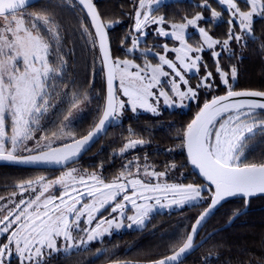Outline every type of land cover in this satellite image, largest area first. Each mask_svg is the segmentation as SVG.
I'll use <instances>...</instances> for the list:
<instances>
[{"label":"snow or ice","instance_id":"obj_1","mask_svg":"<svg viewBox=\"0 0 264 264\" xmlns=\"http://www.w3.org/2000/svg\"><path fill=\"white\" fill-rule=\"evenodd\" d=\"M76 2L90 20L89 24L81 17L80 37L93 50L98 45L100 71L107 87L99 122L79 138L70 127L72 109L81 102L77 92H72L70 109L55 130L49 133L41 124L55 107L54 97L69 95L64 83V28L56 13L50 8L29 11L35 7L32 0H0V162L67 169L55 179L40 176L21 180L13 186L19 193L14 190L8 197L0 196L4 201L0 203V264H13L14 259L18 264H50L54 253L70 256L89 250L91 242L110 234L113 228L143 227L155 210L197 207L207 202L191 230L171 245L169 254L147 262L182 264V257L207 242L196 245L194 239L221 202L239 197L246 207L250 198L264 196V154L258 161H248V152L254 150L257 138L264 142V91L235 90L236 66L226 68L220 63L224 52L232 53L233 42L241 44L245 37L255 38L253 24L255 18H264V0H216L229 16L224 39L200 26V22L208 24L222 18V12L209 0H202L198 7L210 11V17L197 12L191 18L182 17L180 22L153 15L163 6V0H135V22L121 45L131 39L126 53L140 51L143 65L113 57L108 30L120 21L105 23L93 0ZM67 3L76 6L73 0ZM150 25H157L153 30L156 36L178 42V46L169 47L166 42L140 50L141 41L146 43L150 35L146 31ZM190 27L200 37L194 44L188 42ZM156 47H162L163 53L155 52ZM206 51L214 59V71L203 59ZM169 53L175 54L174 59ZM149 56L158 58V63L153 64ZM165 66L170 71H165ZM201 68L204 72L198 82L190 84L187 74L197 75ZM61 84L63 89L58 90ZM221 88L224 94H215ZM117 91L127 100L118 98ZM201 91L211 94V98L199 106ZM88 99L85 93L84 100ZM161 99L166 108L187 107L185 101L199 106L179 138L188 163L206 183L167 182L169 170L175 165L156 171L148 164L147 156L143 164L138 157L128 160L110 181L95 172L69 167L106 127L122 119L125 110L135 114L143 109L160 115ZM129 135L135 133L129 129ZM146 143L143 139H128L118 154L123 157ZM125 221L129 223L125 225ZM248 264H264V258Z\"/></svg>","mask_w":264,"mask_h":264},{"label":"trees","instance_id":"obj_2","mask_svg":"<svg viewBox=\"0 0 264 264\" xmlns=\"http://www.w3.org/2000/svg\"><path fill=\"white\" fill-rule=\"evenodd\" d=\"M100 13L107 23L108 21H120L114 29H109L114 57L123 56L119 52L121 41L128 35L134 25L135 0H94ZM75 7L67 3V0H41L35 3V7L50 8L56 13V18L64 28V52L67 65L65 69L64 83L68 85L69 95L56 96L50 109L41 121L44 129L49 133L63 121L70 109L72 92H77L81 102H87L86 111L70 126L77 138L87 134L99 121L102 109L105 105L106 80L104 73L100 71V52L98 45L95 50L90 44L80 37V19L83 17L90 24L85 12L73 0ZM202 0H179L177 7L173 9L174 20L195 12H205L198 5ZM209 3L217 5L216 0ZM181 6V7H180ZM210 13V12H209ZM222 19L220 22L208 23L207 29L215 37L224 39L229 25ZM240 30L238 27L236 31ZM93 31V30H92ZM94 33V31H93ZM253 36L247 37L241 44H232V53L224 52L220 63L226 68L235 65L237 68V80L234 89H257L264 91V18L257 17L253 24ZM244 45V46H241ZM123 49V48H122ZM71 50V51H70ZM209 70H215V62L210 52H205ZM63 89V84L59 89ZM87 93L89 99L84 100ZM224 93L219 89L215 94ZM211 94L201 91L199 106L205 99H210ZM196 103H192L187 110L165 109L160 115L149 112L132 113L125 110L120 121L112 124L108 133L99 140L95 146L78 162L84 167L95 170L102 167L104 175L109 178L120 172L121 167L129 158L139 157L142 162L147 156V162L159 169L174 164L177 175L184 176L185 181L204 183L192 170L187 162L185 150L180 147V134L199 110ZM73 110V109H72ZM129 129L135 135H129ZM43 133H37V136ZM143 139L147 143L121 157L118 152L128 139ZM33 142L29 141V146ZM171 150V151H169ZM27 154V153H24ZM264 154V142L259 137L254 144V150L248 152V161H258ZM129 157V158H128ZM128 158V160H127ZM77 163V164H78ZM47 170L28 169L16 166H0V196L7 197L14 189V185L21 180L34 179L47 173ZM205 195H207L205 193ZM208 206L207 202L197 207H185L171 212H156L142 229L127 230L102 243L96 244L92 249L74 252L70 256L59 255L56 264H104L116 260L149 261L169 254V249L177 238L186 235L191 230L195 218ZM247 207V210H245ZM245 207V201L236 197L225 204L207 222L199 239L208 232L224 226L233 216L239 217L226 229L220 230L208 238L202 247L186 258L182 264H248V261H256L264 258V196L252 197ZM99 245V247H98ZM101 250L97 253V250ZM206 262L204 257H209ZM13 264L18 262L13 261Z\"/></svg>","mask_w":264,"mask_h":264},{"label":"rangeland","instance_id":"obj_3","mask_svg":"<svg viewBox=\"0 0 264 264\" xmlns=\"http://www.w3.org/2000/svg\"><path fill=\"white\" fill-rule=\"evenodd\" d=\"M178 1H179V0H163V6H161V7L158 9V11H155V12L153 13V15H156V16L163 15V16L166 17V19H167L169 22H180L182 17L180 16V18H179L178 20H174V19H173V17H174V13L172 12L173 9H176L177 7H179L178 5H176V2H178ZM181 1H182V0H181ZM135 6H136V2H135ZM240 6H241L244 10H247V7H246L242 2H241V4H240ZM180 7H181V6H180ZM212 7L215 8L217 11H221V12H222V18H221V20H222V19H226V18L229 17V16H228V13L225 12V11H223L222 8H221L218 4H217L216 6L212 5ZM134 8H135V7H134ZM209 12H210V11H209ZM209 12H208V14H205V12H203V14H204L205 16H209V17H210V16H211V13H209ZM196 13H197V12L191 14V15L189 16V18H191V17H192L193 15H195ZM185 16H187V15H185ZM221 20L216 21L215 24H216L217 22H220ZM108 22H110V21H108ZM108 22H107V23H108ZM208 25H209V24H208ZM200 26L205 27V28L207 29V24H205V23H203V22H200ZM209 26H211V25H209ZM156 27H157V25H150V26L146 29V31H148V32L150 33V35L147 37L146 43H145L144 41H141V44H140V50H143L144 48H147V47H152L153 45H163V44L166 43V42L169 44V47H172L173 45L178 46V42H175V41H172V40H170V39L163 38V37H158V36H156V35L153 33V30H154ZM211 27H214V25H212ZM131 30H132V29H131ZM169 30H170V29H169ZM207 30H209V29H207ZM209 31H210V30H209ZM239 31H240V30H238L237 32H239ZM188 32L191 34L190 39L188 40L189 43H193V44H194V43H196L197 41H199L200 37H199L198 33H196L191 27L188 29ZM210 33H211V32H210ZM132 35L135 36V35H137V34H136L135 32H133ZM246 38H247V37H245V39H246ZM244 41H245V40H244ZM242 42H243V41H242ZM242 42H241V43H242ZM119 47H120V48H119V52H120V53H123V56H120V57H119L121 60L127 58V59L134 60L135 63H138V64L143 65L144 60H143V58H141L140 51H136V52H134V53H126V49L131 47V39L126 40L125 43H124V45H123V47H122V45L119 46ZM122 48H123V49H122ZM153 50H154L155 52L163 53V48H162V47H156V48H154ZM216 50H217V51H220L219 46H217V49H216ZM168 56H169V58L174 59L175 54H174V53H169ZM203 59H204V61H205V62L207 63V65H208V62H207V60L204 58V55H203ZM149 60H150L153 64L158 63V58H153L152 56H149ZM208 67H209V65H208ZM165 71H170V70L167 69V67L165 66ZM203 72H204V69L201 68L199 74H197V75L187 74V77H186V78H189V83H190V84L195 85V84L198 82V80H199V76L202 75ZM236 80H237V78H236ZM236 80H235V82H236ZM235 82H234V84H235ZM118 83H119V81H118ZM118 98H120V99H124V100H127V98H126V97H123L121 93H119ZM193 103H194V102H193ZM185 104L188 105V106H187V107H172V108H166V107L164 106V104H163V100L161 99V102H160L159 108H160V112H162V111L165 110V109H168V110H187V109L190 107V105H191L192 103L189 104V102L185 101ZM86 108H87V102H80L78 108L72 110V112H73V116L71 117V119H72V120L77 119L80 115H82V114L86 111ZM140 112H146V111H144L143 109H138V110H137V113H135V114H138V113H140ZM151 114H152V113H151ZM113 123H114V122H113ZM10 134H11V133L9 132V135H10ZM131 139H136V138H131ZM138 147H140V146H137V148H138ZM135 149H136V148H135ZM135 149H130V150H129L127 153H125L124 155H129V153L132 152V151L135 150ZM118 153H119V152H118ZM135 157H136V156H135ZM128 158H129V157H128ZM128 158H127V160H128ZM138 158H139V157H138ZM132 159H133V158H129V160H132ZM126 162H127V161H126ZM126 162H125V163H126ZM139 162H140L141 164L144 163V162L141 161L140 158H139ZM148 164H149V163H148ZM149 165H150V164H149ZM69 167L77 168V169H79V170H81V171H83V172H86V173H93V172H95V173H97L98 175H100V176H102L103 178H105L106 181H110L114 176L117 175V174H116V175H113L112 177L107 178V177L104 175V172H103V170H102V167H99V168H97V169H95V170H92V169H89V168L84 167L82 164H79V163H78V164H74V165L69 166ZM64 170H67V169L59 170V171H57V172H55V173H54L53 171H49L48 173H44V174H42V175H48V179H55L56 177L60 176V175H61V172L64 171ZM155 170H156V171H165V168H164V169H159V168L155 167ZM42 175H39V176L35 177L34 179H36V178H38V177H40V176H42ZM183 177H184V176H182V175H177L176 172L174 171V169H170V170H169V175H168V177H167V182H170V183H171V182H177V183H184V184H189V183H193V184H204V183H196V182L185 181ZM17 192H19V191L17 190ZM10 194H11V193H10ZM10 194H9V195H10ZM9 195H8V196H9ZM24 195L27 197L28 194L25 193ZM8 196H7V197H8ZM0 203H4V201H0ZM185 207H187V206H185ZM185 207H176V206H173V207H171V208H163V209L155 210L153 213L150 214L149 218L145 221V225H144L143 227H141V228H137L136 226H133L132 229H129V228H127V227H124V228H121V229L117 230V229L113 228V229L110 230V234L106 233L102 238H100V239H98V240H96V241L91 242V243L89 244V246H88V249H92L94 246H97L96 244L104 242L105 240H107V239L113 237L115 234H121V233H123V232H125V231H127V230H130V231H131V230H136V229H142V228H144V227L147 225V223H148V221L150 220V218H151L156 212H159V211H163V212H171V211H174V210H177V209H182V208H185ZM104 214L107 215L108 213L105 212ZM128 214H131V213H128ZM127 223H129V222H128V221H125V225H126ZM103 227L106 228L107 225L105 224V225H103ZM98 247H99V245H98ZM101 250H103V249H100V251H101ZM100 251H99V252H100ZM96 252H97V251H96ZM97 253H98V252H97ZM59 255H64V254H63V253H54V254L52 255L51 259H50V264H53V263L55 262V260H56V257L59 256ZM13 261H16V260L14 259ZM16 262H18V261H16Z\"/></svg>","mask_w":264,"mask_h":264},{"label":"water","instance_id":"obj_4","mask_svg":"<svg viewBox=\"0 0 264 264\" xmlns=\"http://www.w3.org/2000/svg\"><path fill=\"white\" fill-rule=\"evenodd\" d=\"M39 1H41V0H32V2H33V4H35V3H37V2H39ZM75 2H76V0H74ZM93 2L96 4V2L93 0ZM77 3V2H76ZM78 4V3H77ZM79 5V4H78ZM81 8H82V6L81 5H79ZM96 6H97V4H96ZM97 9L99 10V8H98V6H97ZM85 12V14H86V10L84 11ZM99 12H100V10H99ZM87 16V15H86ZM102 16V15H101ZM104 20V19H103ZM90 21V20H89ZM104 22H105V20H104ZM106 23V22H105ZM93 31H94V29H93ZM108 36H109V42H110V48H111V52H112V55H113V57H114V53H113V47H112V42H111V38H110V32H109V30H108ZM115 58V57H114ZM118 85H119V83H118V80L116 81V86H117V88H118ZM235 90H237V91H240V90H257V89H235ZM106 92H107V87H106ZM222 94H224V93H222ZM222 94H219V95H222ZM119 95V91H117V96ZM199 111V110H198ZM197 113V112H196ZM195 116V115H194ZM194 118V117H193ZM192 118V119H193ZM191 119V120H192ZM99 122V121H98ZM97 122V123H98ZM96 123V124H97ZM110 128H111V126H109V127H106V129L105 130H103L100 134H99V136H98V138H96L95 139V141L93 142V143H91L90 144V146L87 148V150H83L81 153H80V155L78 156V158L76 159V161H75V163H71L69 166H72V165H74V164H77L94 146H95V144L99 141V140H101L107 133H108V131L110 130ZM86 135V134H85ZM185 150V155H186V157H187V152H186V149H184ZM187 162H188V158H187ZM189 164V163H188ZM190 165V167H191V170L204 182V183H206L204 180H203V178L199 175V173H198V170L197 169H194L193 168V166L191 165V164H189ZM0 166H16V167H22V168H28V169H37V170H47V171H53V172H57V171H59V170H63V169H61L59 166H51V165H49V166H25V165H13V164H9V163H7V162H0ZM42 176H44V177H46V178H48V175H42ZM256 197V196H255ZM233 198H236V197H233ZM233 198H228V199H226L225 201H223V202H221V204L220 205H218L217 207H216V209L214 210V214H212L207 220H206V222L203 224V226H202V228L199 230V232H198V234L196 235V237H195V239H194V243L196 244V245H200L201 243H202V241H204V240H207L208 239V237L210 236H212L213 234H215V233H217V232H219L220 230H223V229H226V228H228V227H230L231 225H232V223L239 217V215L240 214H237V215H235V216H233L224 226H222V227H220V228H217V229H214V230H212V231H210V232H208L204 237H202V238H200L199 239V236H200V234H201V232H202V230L204 229V227H205V225L207 224V222L215 215V213L220 209V207L223 205V204H225L226 202H228L229 200H231V199H233ZM251 199V198H250ZM249 199V200H250ZM249 200H248V203H249ZM245 210H247V207H246V209ZM204 244V243H203ZM199 247H196L194 250H192V251H190L186 256H184V257H182V262L186 259V258H188L191 254H193L197 249H198ZM147 262L148 261H139V260H116V261H110V262H106V263H104V264H147Z\"/></svg>","mask_w":264,"mask_h":264},{"label":"flooded vegetation","instance_id":"obj_5","mask_svg":"<svg viewBox=\"0 0 264 264\" xmlns=\"http://www.w3.org/2000/svg\"><path fill=\"white\" fill-rule=\"evenodd\" d=\"M48 173V172H47ZM55 173V172H54ZM19 191V190H18ZM19 193V192H18ZM26 197V196H25ZM53 264H56V263H53Z\"/></svg>","mask_w":264,"mask_h":264}]
</instances>
